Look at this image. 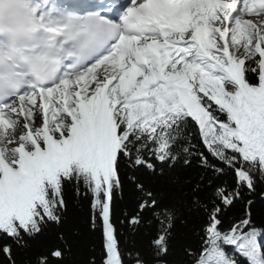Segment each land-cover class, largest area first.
Masks as SVG:
<instances>
[{"label":"snow or ice","instance_id":"6c2138e0","mask_svg":"<svg viewBox=\"0 0 264 264\" xmlns=\"http://www.w3.org/2000/svg\"><path fill=\"white\" fill-rule=\"evenodd\" d=\"M69 188L99 264H164L177 225L183 264H264V0H0V264H62Z\"/></svg>","mask_w":264,"mask_h":264},{"label":"trees","instance_id":"16d2710c","mask_svg":"<svg viewBox=\"0 0 264 264\" xmlns=\"http://www.w3.org/2000/svg\"><path fill=\"white\" fill-rule=\"evenodd\" d=\"M123 171V169H122ZM187 174H192L191 172ZM182 176L185 174H181ZM221 178L219 182H222ZM165 195L169 192H178L179 186L163 185L160 189ZM130 190L125 187V199L123 201L117 199L116 205L119 209L120 218L122 219V213L124 211L132 212L133 204L129 199ZM66 199L68 200L69 210L64 226L56 231H64L68 236L69 243L71 245V251L65 254L62 264H91L93 259L96 260V264L100 261V247H99V234L94 232L89 225L90 209L87 200H78L75 198L74 190L68 189L66 192ZM256 199H259L257 195ZM261 207V204L257 205V209ZM242 210V206L237 204L235 209H232L229 213V217L239 215ZM259 218V216H257ZM114 222L120 235V241L122 246L128 248H138L147 251L149 241L154 233V227L148 228L141 226L134 233L130 232L125 226L120 227L119 221L114 216ZM56 231L46 234L45 237L41 238L40 246L47 248L52 244L59 243L56 240ZM191 232L189 229L182 228L177 225L175 230V239L173 240V248L169 255L164 258V264H183L184 257L182 253V246L186 243L191 242ZM35 251V250H34Z\"/></svg>","mask_w":264,"mask_h":264}]
</instances>
